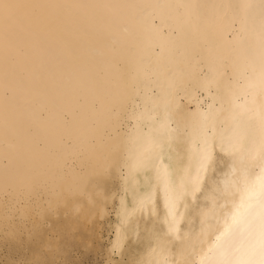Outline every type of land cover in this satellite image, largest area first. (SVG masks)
I'll use <instances>...</instances> for the list:
<instances>
[{
	"label": "bare ground",
	"instance_id": "6f19581e",
	"mask_svg": "<svg viewBox=\"0 0 264 264\" xmlns=\"http://www.w3.org/2000/svg\"><path fill=\"white\" fill-rule=\"evenodd\" d=\"M51 217L70 264H264V0H0L15 264Z\"/></svg>",
	"mask_w": 264,
	"mask_h": 264
},
{
	"label": "rangeland",
	"instance_id": "374dc122",
	"mask_svg": "<svg viewBox=\"0 0 264 264\" xmlns=\"http://www.w3.org/2000/svg\"><path fill=\"white\" fill-rule=\"evenodd\" d=\"M57 223L54 220V217L49 219L48 225H44L42 230L38 236L33 238L31 249L32 255L30 259L33 261V264H70L69 260L65 256L63 252L66 251V237L65 235L61 234L57 241L53 239L55 236L54 229L56 228ZM63 231V230H62ZM61 231V233H62ZM47 239H49L50 243H58L62 248L61 252L57 255L56 251L52 250V247L48 246ZM82 246L80 242H77L75 246H73V252H78L81 250ZM0 262L2 264H15V250H10L8 247L0 245Z\"/></svg>",
	"mask_w": 264,
	"mask_h": 264
}]
</instances>
